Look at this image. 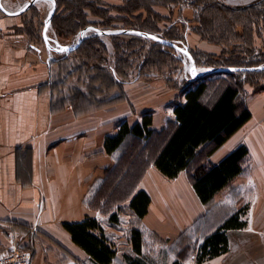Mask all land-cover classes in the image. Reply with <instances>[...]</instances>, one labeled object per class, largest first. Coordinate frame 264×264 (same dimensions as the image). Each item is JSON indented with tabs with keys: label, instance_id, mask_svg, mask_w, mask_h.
Instances as JSON below:
<instances>
[{
	"label": "crops",
	"instance_id": "0c3cea01",
	"mask_svg": "<svg viewBox=\"0 0 264 264\" xmlns=\"http://www.w3.org/2000/svg\"><path fill=\"white\" fill-rule=\"evenodd\" d=\"M259 1L219 0L231 8ZM3 6L18 10L15 2ZM188 10L181 16L192 20ZM16 27L17 17L0 15V251L26 245L33 251L30 264H95L63 227L89 216L113 245L110 264H264V92L245 89L251 118L209 157L217 163L239 144L248 149L245 171L209 205L200 204L185 172L167 180L152 164L126 200L116 201L111 173L133 140L113 154L106 153L105 140L120 122H141L147 112L152 129H164L174 121L171 89L162 78H118L109 94L75 106L74 75L64 72L56 81L52 55ZM186 39L202 51L220 52L191 32ZM139 190L151 200L142 218L128 209ZM240 209L245 226L228 231L226 253L197 263L203 239ZM133 229L142 236L139 253L130 242Z\"/></svg>",
	"mask_w": 264,
	"mask_h": 264
},
{
	"label": "trees",
	"instance_id": "16d2710c",
	"mask_svg": "<svg viewBox=\"0 0 264 264\" xmlns=\"http://www.w3.org/2000/svg\"><path fill=\"white\" fill-rule=\"evenodd\" d=\"M73 1H62L61 5L65 7L64 13L66 12L68 14L59 19L64 23L71 20L75 23L74 28H77L76 22H79V18L84 15L83 10L90 8V4L82 0H75L78 2ZM143 1L146 0L125 1V4L129 7L125 10L124 8H120L123 5L116 7V5L108 4V21L107 23L103 21L105 24L102 23V27L114 29L117 28V26H114L117 22L123 24V28L156 33L154 28H157L158 24L152 28L146 20L141 19L143 14H140L141 17L139 15L130 17L127 14L128 18L126 19L125 17L126 13L144 10L152 14V18H158V23L170 19V22H173L171 29L174 30V28L179 27L185 33L187 30V34L191 32L209 44L222 45V42L231 35L237 40L234 46H239V42H242L241 45L247 46L248 44L245 43H248L249 41L247 39L251 38L252 45L247 46L251 51L247 53L251 57H246L245 59L244 57H237L242 56L244 53L234 52L232 54L231 52V56L236 54L234 55L236 56V62L220 64L219 67L245 68L264 64V58L260 60V56L264 57V51L261 49L262 47L264 49V27H262L264 26V16L261 18L256 11L259 8V5L257 7L256 5L262 0L249 6L238 8L225 6L219 0H208L205 3L200 0H195L192 3H187L186 7H193L194 9L195 6L197 8L200 6V15L197 19H194L193 15L192 20L187 19L186 21L178 18L183 10L181 11L179 7L174 9L176 5L178 6L183 1H179L174 6H171L172 8L168 9L166 15L162 14L163 12L160 13L158 10L152 11V7L158 9H166L167 7L159 4L153 5V3ZM171 4H174V2ZM57 7L58 4L56 2ZM99 8H102V6H99ZM112 11H118L120 14L122 11L125 14L117 18L111 15ZM55 20L57 22L58 17H53V24L56 23H54ZM132 20H135L136 24L129 23ZM194 21L199 23L201 27L196 29ZM237 25H242L243 33L237 32ZM72 28L73 25L70 24L66 29L68 32H71L73 30ZM163 37H165V34ZM186 37L187 35H184L185 42L190 44ZM168 39L173 40V38ZM129 42H131V39ZM92 46L94 47L88 48L87 46L86 49L81 51H79L81 49L79 47L70 56H75V52L78 50V54L82 53L83 58L85 53H89L88 50L91 49L94 52L92 54L95 58L100 57L101 60L104 59L105 61L106 54H102L103 48L100 45L98 46L97 43H92ZM168 49L173 50L172 48ZM197 49L206 53L207 55L205 57L213 58L214 60H220L227 54L225 50L216 53ZM235 49L241 48L235 47ZM159 54L167 55L168 52L161 51ZM258 56L259 61L256 59ZM84 60V65H81L74 72L72 70L70 75L68 74L69 77L67 76L71 78L72 75H75L78 83L83 82L86 85L87 83H91L89 84L91 88L87 87L88 92L86 94L78 87H74L73 90L71 89L75 106H81L89 102L94 103L92 99L98 93L109 94L110 90L117 87L115 84L118 78H121L118 77L117 72H115L116 69L113 67H106L105 70H102L104 68L101 69L100 65L93 67L88 61L85 62ZM84 68L101 74L95 75L93 78L89 76L87 79H78L75 72H79L78 74H80ZM156 68L159 70L163 68L162 62H156ZM146 71L147 69L140 70L138 77H144L143 75L146 74ZM159 73H162V71H159ZM159 73L156 72L155 74L161 75ZM87 74L89 75V72ZM225 74H227L226 79H216L208 83L201 81L195 88L191 89L192 87H189L184 90V101L177 103L175 100L173 101L174 121L169 122L161 131H154L152 129V115L148 112L143 115L141 122L129 124L123 121L117 125L116 133L108 136L105 140L104 148L106 153L113 154L128 138H131L133 142L128 146L125 154L118 161L114 171L111 173L113 175L110 179L109 189L113 188L115 183H117L115 192L119 197H117L116 201L120 200V202H123L126 200L127 196H129V191L134 190L145 170L151 164L167 180L177 178L182 172L187 173L186 176L192 185L198 201L202 205H209L220 192L227 189L233 180L245 171L248 149L243 144L236 146L217 163H210L209 161V157L251 118V114L247 107L244 106L243 98L241 97L242 93H248L246 88L249 86L243 87L244 84H238L236 81L233 83L231 78L234 73ZM248 74L252 76L256 73ZM257 74H264V71ZM122 76L127 77L126 74ZM209 86L215 88L217 91H215V94L208 101L206 99V93L210 89ZM54 88H56V93H58L57 91L63 87L61 83H57ZM253 88L251 89L252 93H258L260 90ZM261 90L264 91V89ZM150 202L149 195L139 190L130 198L128 209L132 210L137 217L142 218L147 214ZM242 214V209L232 214L221 226L203 239L198 248L196 256L197 263L226 253L228 249V231L241 229L245 226V222L241 220ZM109 220L116 222V215L112 214ZM63 227L69 233L73 243L80 247L95 264H110L112 262L115 256L113 245L107 243L96 219L85 216L82 221L65 223ZM130 242L134 250L139 253L142 245V236L138 230H131ZM23 247L27 248L26 245ZM174 264H179V262H175Z\"/></svg>",
	"mask_w": 264,
	"mask_h": 264
},
{
	"label": "rangeland",
	"instance_id": "374dc122",
	"mask_svg": "<svg viewBox=\"0 0 264 264\" xmlns=\"http://www.w3.org/2000/svg\"><path fill=\"white\" fill-rule=\"evenodd\" d=\"M3 1H5L6 3H9V2L17 3L18 4L17 9L19 10L29 0H1L2 5H3ZM55 1L57 2L58 7L56 8L54 16L58 17V20L57 22L56 20L54 21V23L56 22L55 24L51 22V27L49 28L47 32V36L51 39L53 46H56V44L63 45V46H74L78 41V35L80 31L89 26L96 27L101 31H115V30H120V29H129V28H123L124 25L121 23H117V22L114 25V26H117V28H114V29L103 28L102 23L103 21H106V23L108 21L107 20L108 14H109L108 13L109 10H107V8L109 7L108 4L116 5V7H119V5H123V6H120V8H124L125 10L126 8H129L125 4V1H130V0H82V1H86L87 3H89L90 8H86L83 10L84 15H82L81 18H79V22L78 21L76 22L78 26L77 28H74L75 23L73 21L70 20L69 22L64 23L61 19H59L68 13L66 12L64 13L65 7L61 5L63 0H55ZM69 1H73V0H69ZM146 1H148V3H153V5L159 4V5H163L167 7L166 9H158L156 7H152V11L158 10L160 13L163 12L162 14H165V15L167 14L168 9L172 8L171 6H174L179 1H183L182 3H179L178 6L176 5L174 9H176L177 7H179L181 11L183 10V8L186 10L189 9L187 11V16L192 14L194 15V19H197L198 16L200 15V9H201L200 6L198 8L197 6H195L194 9L193 7H186L187 3H192L195 0H146ZM146 1H143V2H146ZM200 1L205 3L208 0H200ZM73 2H78V1L74 0ZM172 2H174V4H171ZM258 5H259V8L256 11L258 12L257 14L262 18L264 16V0H262L259 4H257L256 7ZM99 6H102V8H99ZM110 7L112 8V6ZM50 8H51V3L47 0H41L40 2H37L27 12L17 17L19 20V27H16V29L19 33H22L24 36H26L29 42L36 44L38 47L42 48L45 51V53H50L52 55L50 60H51V64L54 65L56 68L55 73L57 72V76H56L57 78H54L56 81L62 82L64 80L63 77H61V79L59 77L60 75H63L64 72H68V74L70 75V72H72V70L74 72L81 65H84L83 59H85L84 60L85 62L88 61V63L91 64L93 67H96V66L98 67L100 65L101 69L104 68L102 70H105L106 67H113L114 69H116L115 72H117L118 77H121V78H125L122 75L126 74L127 75L126 78L133 79L139 75L140 70L143 71L147 69L146 74L143 75L144 78L147 80L153 77L162 78L165 86L171 89L169 90V92H171L175 96V102L177 103V102L182 101L183 91L186 90L187 88L192 87L191 89H193L201 81L208 83L209 81H214L216 79H226L227 74L225 73H231V72H216L213 74L203 75V76L191 79V74H190V69L192 68L191 61L187 57L186 54L180 51H177L173 48H172L173 50L168 49L171 47H164L154 41L140 38L137 36H130V35L99 36L93 31L86 32L85 39L79 46L81 48L79 51L86 49L87 46L88 48L89 47L93 48L94 46H92V43H97L98 46L100 45L101 48H103L102 54L103 55L106 54V57H105L106 62L104 61V59H102L103 60L102 61L100 57L95 58L93 56L94 52H92L91 49L88 50L89 53H85L83 58H82L83 54L82 53L78 54V50L75 52L76 53L75 56L72 55L73 57L70 56L71 53L66 56L65 53H55L52 51L49 52V50H47L44 44V41L42 38V31L44 28V20L46 16L48 15ZM124 14L125 12H122V11H121V14L118 11H112L111 15L116 16L117 18H120L118 16L120 15L123 16ZM127 14L130 17H135L137 15L140 16V14H143L142 17L140 16L141 19L146 20V22L152 28L153 26H156V24H158V27L154 28V31L156 33H151L150 31H145V30H142V31L146 33L154 34L164 40L171 42L172 44L178 46L179 48L188 51V53L191 55L193 59L194 69L197 75H201L202 73L209 71L211 69H214V68H228V67H219V65L236 62V56H234L236 54L231 56L230 54L231 52L232 54L234 52L244 53L242 56H237V57H241V58L244 57L245 59L246 57H251L250 54L247 53V52H251L250 49L247 48L248 45L249 46L252 45L251 38L247 39L250 42L249 43L247 41L248 43H245V44H248L247 46H243V44L241 45L242 42H239V41L238 42L240 43V45L234 46L237 40L233 38L231 35H229L224 40V42H222L223 43L222 45H216L219 47V51L225 50L227 54H225L224 58L220 60H214L213 58L210 59L208 57H205V55L207 54L198 50L196 46H194L193 42H190L191 44L186 43L184 39V35L185 36L187 35V30L185 33V31L179 27L174 28V30L171 29L173 22H170V19L166 20L165 22L158 23L159 22L158 18L156 17L152 18L151 16L152 14H149V12L144 11V10H138V11H132V12L126 13V16H125L126 19L128 18ZM0 15H3L1 11H0ZM178 18L183 21L187 20V18L185 16H181V14L180 16H178ZM73 20L75 21L74 18ZM194 22H195L196 29L201 27L199 23H196V21ZM129 23L136 24L135 20L129 21ZM70 24L73 25V28H72L73 30L71 32H68L66 28ZM237 28H238L237 29L238 33H243L242 25H237ZM131 30L140 31L139 29H131ZM164 34L166 38L163 37ZM114 36H116L117 38L116 37L114 38ZM249 36L251 37L250 33H249ZM167 37L173 38V40H169ZM130 39H131V42H129ZM189 45L190 47H188ZM235 47H240L241 49H235ZM261 49L264 51L263 47ZM161 51L168 52V54L160 55L159 53H161ZM217 53H220V52H217ZM261 58H264V57L260 56V60H263ZM256 59L259 61V56ZM61 62H64V63H61ZM156 62L158 63L162 62L163 68H161L160 70L157 69ZM259 66H264V64H261ZM259 66H256V67H259ZM240 68H243V67H240ZM245 68H249V67H245ZM159 71H162V73H159ZM87 72H89V75L87 74ZM156 72H158L161 75L155 74ZM260 72H263V71L232 72L234 73V75L232 76L231 81L233 83L234 81H236L238 84H244L243 87L249 86L250 89L254 87L256 89L261 90V89H264V74H257ZM75 73L77 74L76 77L78 79L80 78L87 79L89 76L93 78L95 77V75L101 74L99 72L97 73L96 71L92 72L90 70H87L86 68H84L82 73L80 74H78L79 72H75ZM248 73H256V74H253L251 76ZM70 82H72L73 84H76L77 87L80 88L84 94L88 92V88H91L89 86V84L91 83H87V85L84 83L78 84L76 82L75 75H74V79L71 80ZM62 89H59L57 92L58 93L63 92ZM260 90L259 92H264L263 90L261 91ZM215 91H217L215 90V88L210 87V89L206 93V99L207 100L210 99V97L215 94ZM245 94L246 92L242 93L241 97L244 98ZM29 250L31 251L32 257H33V251L31 250V248Z\"/></svg>",
	"mask_w": 264,
	"mask_h": 264
},
{
	"label": "water",
	"instance_id": "95a60500",
	"mask_svg": "<svg viewBox=\"0 0 264 264\" xmlns=\"http://www.w3.org/2000/svg\"><path fill=\"white\" fill-rule=\"evenodd\" d=\"M41 0H29L21 9L15 12H11L6 10L0 0V11L3 15L7 17H18L27 12L32 6H34L37 2H40ZM51 3V8L48 12V15L46 16L44 20V28L42 31V38L44 41V44L47 48V50L55 52V53H65V55H69L70 53L74 52L83 42L85 39V34L88 31H93L99 36H111V35H130V36H137L140 38L148 39L151 41H154L164 47H171L177 51H180L184 54L187 55V57L191 61V69H190V74H191V79L203 76V75H208V74H213L216 72H259V71H264V66H259V67H249V68H234V67H228V68H214L209 71H206L202 73L201 75H197L195 72H193L194 69V63L191 55L188 53V51L183 50L179 48L178 46L172 44L171 42L164 40L154 34L146 33L143 31H137V30H131V29H120V30H115V31H101L96 27L89 26L83 30L80 31L78 35V41L74 46H63L56 44V46L52 45L51 39L47 36V32L49 28L51 27V22L54 17L55 11H56V2L55 0H47ZM152 37H155L156 39H152Z\"/></svg>",
	"mask_w": 264,
	"mask_h": 264
},
{
	"label": "built area",
	"instance_id": "2783aa9c",
	"mask_svg": "<svg viewBox=\"0 0 264 264\" xmlns=\"http://www.w3.org/2000/svg\"><path fill=\"white\" fill-rule=\"evenodd\" d=\"M32 253L29 248L15 245L0 251V264H30Z\"/></svg>",
	"mask_w": 264,
	"mask_h": 264
},
{
	"label": "snow or ice",
	"instance_id": "6c2138e0",
	"mask_svg": "<svg viewBox=\"0 0 264 264\" xmlns=\"http://www.w3.org/2000/svg\"><path fill=\"white\" fill-rule=\"evenodd\" d=\"M152 39H156L155 37H152ZM193 72H195V69H193ZM251 229H249V231H250Z\"/></svg>",
	"mask_w": 264,
	"mask_h": 264
}]
</instances>
